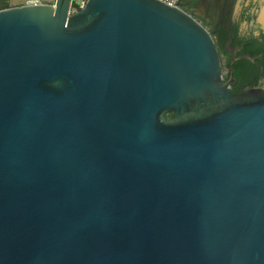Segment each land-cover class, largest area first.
<instances>
[{"label":"water","instance_id":"1","mask_svg":"<svg viewBox=\"0 0 264 264\" xmlns=\"http://www.w3.org/2000/svg\"><path fill=\"white\" fill-rule=\"evenodd\" d=\"M71 5L0 10V264H264L262 84L179 6Z\"/></svg>","mask_w":264,"mask_h":264},{"label":"flooded vegetation","instance_id":"2","mask_svg":"<svg viewBox=\"0 0 264 264\" xmlns=\"http://www.w3.org/2000/svg\"><path fill=\"white\" fill-rule=\"evenodd\" d=\"M195 0H180V7L201 23L213 37L217 51L220 53L223 44L235 50L234 54H227V78L231 79L228 88L235 93H242L241 88H234L235 80L229 76L233 65L238 60H250V55L237 56L239 48L232 47L235 39L242 41L243 46H250L252 52L264 51V0H209L208 12L202 13L194 5ZM262 3L257 9L256 4ZM217 14L214 16L213 13ZM263 55H257L261 59ZM262 82V80H261ZM264 82V81H263Z\"/></svg>","mask_w":264,"mask_h":264},{"label":"trees","instance_id":"3","mask_svg":"<svg viewBox=\"0 0 264 264\" xmlns=\"http://www.w3.org/2000/svg\"><path fill=\"white\" fill-rule=\"evenodd\" d=\"M5 3L0 8L1 10L9 8L8 0H4ZM232 47L239 48L237 56L243 54L250 55V60H238L233 65H228L231 70L229 76H232L235 80L234 88H242L247 86L248 90L258 87L261 80L264 81V51L256 50L252 52L250 46H243L242 41L235 39L232 43ZM257 55H263L261 59H257ZM173 114H171V118Z\"/></svg>","mask_w":264,"mask_h":264},{"label":"rangeland","instance_id":"4","mask_svg":"<svg viewBox=\"0 0 264 264\" xmlns=\"http://www.w3.org/2000/svg\"><path fill=\"white\" fill-rule=\"evenodd\" d=\"M4 3H5L4 0H0V8L2 7V5H4ZM74 3H76V4L81 3V0H72V5H71V8H70V12L71 13H73V10H74V6H73ZM209 3H210L209 0H195L194 5L196 7H198L199 10L201 9L200 11H203V13H205V12L207 13L208 12V8H209ZM261 6H262L261 2H258L256 4V8L257 9L261 8ZM216 14H217L216 12L213 13L214 16ZM234 52H235V50L232 49V48H229L228 43L225 42L223 44L222 52L220 51V53H219L220 61H221V73H222V77L224 79L227 78V71H228L227 67L225 66L226 63H227V60H228L227 59V54H234ZM260 84H262V86L264 87V82L263 81L260 82ZM241 89H242L241 92H245V91L248 90L247 86H243ZM166 117L167 118H171V114H168Z\"/></svg>","mask_w":264,"mask_h":264},{"label":"built area","instance_id":"5","mask_svg":"<svg viewBox=\"0 0 264 264\" xmlns=\"http://www.w3.org/2000/svg\"><path fill=\"white\" fill-rule=\"evenodd\" d=\"M167 4L170 7H180V0H159ZM58 0H8L9 8L18 6H28V5H49L56 7ZM87 0H81L77 7H74L73 13L79 11L86 4ZM71 8V7H70Z\"/></svg>","mask_w":264,"mask_h":264},{"label":"crops","instance_id":"6","mask_svg":"<svg viewBox=\"0 0 264 264\" xmlns=\"http://www.w3.org/2000/svg\"><path fill=\"white\" fill-rule=\"evenodd\" d=\"M209 8H210V3H209ZM209 8H208V10H209ZM201 10V9H200ZM203 10V9H202ZM202 13H203V11H201Z\"/></svg>","mask_w":264,"mask_h":264}]
</instances>
